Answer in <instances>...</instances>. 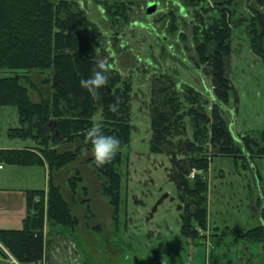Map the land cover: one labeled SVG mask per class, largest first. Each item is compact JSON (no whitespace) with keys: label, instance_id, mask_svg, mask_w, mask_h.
<instances>
[{"label":"trees","instance_id":"trees-1","mask_svg":"<svg viewBox=\"0 0 264 264\" xmlns=\"http://www.w3.org/2000/svg\"><path fill=\"white\" fill-rule=\"evenodd\" d=\"M195 1L203 6L208 0ZM233 1H214L217 5L214 10L206 7L196 10L195 18L200 21L194 28L198 64L209 69L207 75L215 89L213 100L207 98L212 104L211 114L203 103L204 95L191 82L179 84L170 73L162 76L157 71L151 72V76L156 77L155 81L151 78L155 95L151 106L153 151L176 153L174 141L175 138L182 140L186 117L190 118L194 131L195 139L189 142L186 152L192 155L191 167L184 169L177 161L171 173L183 205V234L190 238L201 239L200 230L207 231L209 226L208 182L206 174H200L209 173L212 157L209 153L234 157L236 161L244 158L251 163L264 158V142L249 134L234 136L226 118L231 88L225 67L231 54L232 36L225 12L226 6ZM249 6L246 31L253 52L264 61V0H254ZM88 19L75 0H0V69L16 73L0 78V107L12 106L18 111L20 127L12 128L11 136L36 144L26 150L0 149V163L47 166L52 174L75 164L85 150L90 151L93 155L87 163L101 181V193L118 210L123 171L126 170L123 151L129 149L132 133L130 77L138 73L134 70L123 77L109 59L104 62L108 79L95 94L81 85L82 79L99 70V55L105 52L95 41ZM20 72L23 74H17ZM159 83L162 86H158ZM110 104H117V109L111 110ZM98 111L102 114L98 125L121 141L113 158L103 164L97 163L91 138L87 136ZM207 143L213 147L212 152L205 148ZM71 145L76 147L62 149ZM192 169L195 178H189ZM82 181L79 171L69 178L68 188L73 197ZM47 222L67 228L79 224L61 187L53 183L47 191H27L23 228L0 230V245L19 264L38 263L45 254ZM245 237L263 239L264 225L249 231Z\"/></svg>","mask_w":264,"mask_h":264},{"label":"rangeland","instance_id":"rangeland-1","mask_svg":"<svg viewBox=\"0 0 264 264\" xmlns=\"http://www.w3.org/2000/svg\"><path fill=\"white\" fill-rule=\"evenodd\" d=\"M75 1L89 18L95 41L105 49L99 55V61L111 59L113 55L111 63L123 77L130 75L133 70L139 76L133 73L130 77L133 88L130 120L132 133L129 149L123 151L126 170L123 171L118 210L102 195L101 181L87 163L93 154L85 150L82 157L62 173L63 176L70 174L72 177L79 171L83 177L82 183L77 186L76 197H73L69 188L63 192L79 224L72 229L62 225L59 228L69 230L77 240V251H80L82 264H208V247L202 242L203 239L183 234L182 201L171 174L177 161L181 162L180 166L184 169L191 167L192 155H186V152L189 142L195 139L194 131L190 118L186 117L183 131L185 137L182 140L175 138L174 141L176 153L168 155L153 151L151 106L155 95L151 78L154 80L155 77L151 76V72L160 68L161 72L170 73L179 84H194L193 87L204 93L202 100L207 113L211 114L212 104L208 100L215 97V89L207 77L209 69L205 65L203 68L199 67L198 64V45L194 41L197 31L194 28L200 21L195 16L198 7L214 10L217 5L213 2L221 0L204 1L203 6H198L195 0H159V7L164 10L151 17L146 15V9L149 2L156 0ZM253 1L234 0L232 5L226 6L225 13L231 24L232 37L231 54L225 67L231 88L228 94L229 106L225 111L234 136L249 134L264 142V61L253 52L246 31L249 24L247 20L250 18L249 5ZM181 9H187L190 15L181 17ZM130 28L135 35L137 32L142 33V40H139L141 36L138 33L135 36L140 48L132 47L133 37L127 32ZM149 31L153 35L168 36L169 40L164 48L165 61H168L167 56L175 59L174 56H178L176 53H181L188 63L199 68L201 74L195 72L197 82L191 79L190 71L194 70H190L186 62L184 66L175 63L178 70L166 69V63L161 62L159 50L148 35ZM176 38L179 41L175 42ZM142 41L144 47L140 46ZM172 44L174 51L168 48ZM225 59L226 57L224 61ZM214 64L215 61L212 60V65ZM15 74L9 69H0V78ZM17 74L22 75L23 72ZM158 86L162 85L159 83ZM101 120L102 114L98 111L93 121L99 124ZM18 127L20 123L17 109L12 106L0 107V147H5V150H26L27 147L36 145L32 140L11 136V129ZM75 147L76 145H71L70 149ZM205 148L210 152L213 150L209 143ZM209 155L212 156L209 173L200 174H206L208 182L206 198L209 219L213 225L211 230L226 237L225 239H248L245 235L258 228L260 219L264 218V205L260 200L264 197V158L254 159L251 163L244 158L236 161L230 156ZM196 156L200 157L198 154ZM12 165L14 164L4 162L0 163V168L6 167L7 172L16 168L24 172V175L30 172V166L11 167ZM35 170L40 173L37 175L40 181L42 176L43 180L50 183L49 171L43 167H35ZM193 172L194 169L189 178ZM255 173L260 175L257 179ZM0 246V254L9 257L10 252ZM254 251L255 255L260 253L257 249Z\"/></svg>","mask_w":264,"mask_h":264},{"label":"crops","instance_id":"crops-1","mask_svg":"<svg viewBox=\"0 0 264 264\" xmlns=\"http://www.w3.org/2000/svg\"><path fill=\"white\" fill-rule=\"evenodd\" d=\"M66 147L69 148L70 146ZM64 148L65 146L62 147L63 150ZM0 149L6 148L0 147ZM15 166L12 165L11 167ZM30 167L29 174L25 175L24 172L16 168H12L10 172H7L6 167L0 168V230H21L23 228V221L27 216V191H47L52 183L60 186L62 192L68 189V179L71 175H62L65 168L52 174L48 172L49 183L43 180L42 176H40V181L39 177L37 178L40 173L35 170V167H43L49 171L47 166L34 165ZM257 177L255 173V178L257 179ZM260 200L264 205V197ZM257 207L258 205L255 206V209ZM252 208L254 209V206ZM263 219H260L261 226L264 225ZM208 228L204 234L205 237H201L202 242L208 247V264H264V239L238 238L235 240L234 238L232 240L231 238L225 239L226 237L213 235L211 230L213 225L210 219ZM77 244V240L73 238L69 230L47 222L45 225L44 258L40 262L32 264H82L80 251H77ZM255 249L260 252L258 255L254 254ZM8 255L9 257H3L0 254V264H19L10 254Z\"/></svg>","mask_w":264,"mask_h":264},{"label":"clouds","instance_id":"clouds-1","mask_svg":"<svg viewBox=\"0 0 264 264\" xmlns=\"http://www.w3.org/2000/svg\"><path fill=\"white\" fill-rule=\"evenodd\" d=\"M108 79L104 61L99 62V70H94L93 75L82 79L81 85L88 88L93 94L97 89L106 83ZM117 104H110L109 108L113 111L117 109ZM91 138L92 151L97 163L103 164L113 158L120 146V138L116 135L105 133L101 126L94 124L87 132Z\"/></svg>","mask_w":264,"mask_h":264},{"label":"flooded vegetation","instance_id":"flooded-vegetation-1","mask_svg":"<svg viewBox=\"0 0 264 264\" xmlns=\"http://www.w3.org/2000/svg\"><path fill=\"white\" fill-rule=\"evenodd\" d=\"M152 2V1H151ZM154 2H157L158 3V7H157V11L155 12V13H157V12H159V11H163L164 9H163V7H159V5H160V1L159 0H156V1H154ZM166 10H167V8H165ZM154 13V14H155ZM154 14H152V15H147V9H146V15L147 16H149V17H151V16H153ZM190 15V12H188L187 11V9H181V17H188ZM136 23H138V22H136ZM143 25V24H142ZM127 31H129V32H132V36H133V39L131 40L132 41V47L133 48H136L137 46H138V43H139V40H142L143 38H142V33H139L140 34V38H139V40L138 39H136L135 38V33H134V31H132V29L130 28V29H127ZM149 37L151 38V41H152V43H154V46L155 47H157L158 48V50H159V55H158V57H160V60H161V62H163V63H166V69L168 70V69H177L178 70V66L175 64V63H180L182 66H184L183 64L186 62L187 64H188V68L191 70H194V72H192V71H190V76H191V79L192 80H194L195 82H197V78H196V73L195 72H197V74L198 75H200L201 73L199 72L200 70H199V68L198 67H196V66H194L193 64H190V63H188V60H187V58H184V56L183 55H181V53L180 54H177L176 53V55H178V56H174V58L175 59H170V57H168L167 56V58H168V61H165V57H164V54H165V51H164V48H165V46H166V43L168 42V36H166V35H164V34H158V36H160V37H158L157 36V34L156 35H153L150 31H149ZM145 38V37H144ZM157 38H160V39H162L163 41H160V39H157ZM144 41H145V39H144ZM144 41H142V45H140L141 47H144ZM177 41H179V38H176L175 39V42H177ZM141 42V41H140ZM146 42V41H145ZM139 47V46H138ZM140 48V47H139ZM168 48L170 49V50H172V51H174V46H173V44L172 45H169L168 46ZM108 52V51H107ZM113 52H115V50L113 51ZM179 58H182L183 60H180ZM112 59H114V56L112 55L111 56V59L110 60H112ZM174 60H177L176 62L174 61ZM197 60H198V58H197ZM109 61V59H104V62H108ZM170 61V63H168ZM185 63V64H186ZM114 65V64H113ZM202 68H203V66H202ZM134 71V70H133ZM132 71V72H133ZM131 72V73H132ZM158 73H160L162 76L163 75H169V74H167V72H164V71H162L161 72V70H160V68H158V71H157ZM189 72V71H188ZM159 74V75H160ZM151 75H152V73H151ZM160 77V76H159ZM159 77H157V78H159ZM208 78H209V76H207ZM161 78V77H160ZM160 78L158 79V82H159V80H160ZM155 79H156V77H155ZM155 79L153 80V81H155ZM205 79V78H204ZM209 80H210V78H209ZM152 81V82H153ZM185 81H187V80H185ZM183 82V81H182ZM211 82V81H210ZM184 83V82H183ZM186 83H190V82H186ZM194 85V84H193ZM200 92H202L201 90H199ZM209 93V92H208ZM202 94H204L203 92H202ZM182 207H183V205H182Z\"/></svg>","mask_w":264,"mask_h":264},{"label":"water","instance_id":"water-1","mask_svg":"<svg viewBox=\"0 0 264 264\" xmlns=\"http://www.w3.org/2000/svg\"><path fill=\"white\" fill-rule=\"evenodd\" d=\"M158 3L157 2H149L147 7V15H152L157 11ZM156 211V208L154 209V212Z\"/></svg>","mask_w":264,"mask_h":264},{"label":"built area","instance_id":"built-area-1","mask_svg":"<svg viewBox=\"0 0 264 264\" xmlns=\"http://www.w3.org/2000/svg\"><path fill=\"white\" fill-rule=\"evenodd\" d=\"M2 168V167H1ZM195 171L191 174V178H195Z\"/></svg>","mask_w":264,"mask_h":264}]
</instances>
